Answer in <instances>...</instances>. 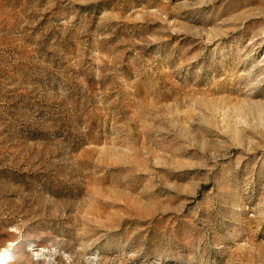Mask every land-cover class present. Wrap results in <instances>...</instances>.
<instances>
[{
	"label": "rangeland",
	"instance_id": "374dc122",
	"mask_svg": "<svg viewBox=\"0 0 264 264\" xmlns=\"http://www.w3.org/2000/svg\"><path fill=\"white\" fill-rule=\"evenodd\" d=\"M0 264H264V0H0Z\"/></svg>",
	"mask_w": 264,
	"mask_h": 264
}]
</instances>
